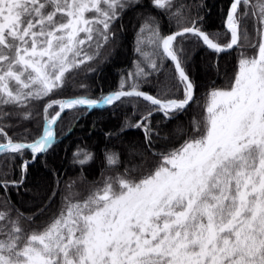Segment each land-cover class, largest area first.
I'll return each instance as SVG.
<instances>
[{"label": "snow or ice", "instance_id": "1", "mask_svg": "<svg viewBox=\"0 0 264 264\" xmlns=\"http://www.w3.org/2000/svg\"><path fill=\"white\" fill-rule=\"evenodd\" d=\"M201 7L193 15L185 0H0V190H19L67 114L131 105L135 121L126 118L106 136L128 128L143 136L128 149L140 163L121 171L120 154L106 151L111 174L84 195L71 191L74 181L66 185L42 224L0 198V264H264V0H230L223 34L202 29ZM138 9L134 70L114 91L77 94L90 89L76 76L107 59L123 16ZM158 15L175 31L162 34ZM185 41L217 57L237 51L234 70L225 69L222 87L213 81L203 105ZM214 69L219 76L218 63ZM150 84L155 94L144 90ZM193 103L203 114L193 115L191 132L174 145L158 124ZM37 116L42 130L33 138L27 127L9 134ZM157 139L163 144L154 150ZM73 158L83 166L94 156L78 149ZM17 160L20 178L9 179ZM59 183L46 194L49 203Z\"/></svg>", "mask_w": 264, "mask_h": 264}, {"label": "trees", "instance_id": "2", "mask_svg": "<svg viewBox=\"0 0 264 264\" xmlns=\"http://www.w3.org/2000/svg\"><path fill=\"white\" fill-rule=\"evenodd\" d=\"M179 2V0H178ZM187 4L192 6V14L195 15L197 9L195 4L199 3L202 7L199 9L200 16L203 20L200 21L202 29L208 33L223 34V20L230 0H185ZM145 5L148 0H143ZM141 10L128 11L122 18L124 25L123 31L118 33V39L110 55L107 59L98 64H93L95 71L85 69L76 76L77 81H82L90 92L85 93L81 90L77 94H90L93 98L103 93L114 91L118 88L122 76H126L128 72L134 70V61L137 55L134 52L135 33L141 18ZM157 15V13H152ZM158 20L162 34H169L175 31V26H169L168 18L163 15H158ZM183 47L188 54L187 70L189 71L193 81L196 84V99L203 105L204 94L213 87L215 81L216 87H222L224 83V71L228 73L234 70L237 63V51L222 53L217 55L206 47H194L190 42L185 41ZM251 50H249L250 52ZM220 68L218 76L214 65L217 64ZM170 75L169 70H165L159 77L164 80L165 76ZM153 84L155 79H153ZM145 91H150L155 94L154 87L144 85ZM203 114V108L197 107L193 103L185 114L178 116L176 119L159 123L158 130L162 135L167 136L172 141V144L178 145L187 138L186 133L191 132L189 121L196 115L199 118ZM128 119L134 122L136 117L133 114L131 105L121 109L113 110L112 108L94 109L86 114L73 119L71 114H67L63 118V122L55 127L57 142L39 158V162H34L29 166L28 173L24 179V184L17 190L10 187L5 193L0 190V198H9L12 205L18 208L27 216H31L35 224L39 225L46 221L50 214L58 210L61 202V195L66 193V185L71 182V191L86 194V189L93 181L100 180L101 174L109 175L112 169L105 166L104 154L106 151L120 154L122 164L120 170L124 166H132L141 162L140 157L130 156L128 149L131 145L139 146L142 143L143 136L140 130L128 128L125 132L117 136H106L108 132H114L118 127ZM161 120L160 115H156L153 123L157 124ZM177 126H180L184 132H177ZM27 127L31 136L36 135L38 129L42 130L41 117L37 116L31 121H24L23 124H18L9 132L15 131L17 135ZM163 141L157 139L155 149L159 150ZM78 149H84L91 152L94 158L87 164L81 166L74 163L73 155ZM28 158V157H26ZM151 159V157H148ZM3 157H0V164L3 163ZM46 163V166H45ZM20 161H16L17 167L10 171L9 179L20 178ZM59 180V192L54 201L49 203L45 199L46 194L50 190L56 188V181ZM48 205L46 211L41 213V208Z\"/></svg>", "mask_w": 264, "mask_h": 264}, {"label": "rangeland", "instance_id": "3", "mask_svg": "<svg viewBox=\"0 0 264 264\" xmlns=\"http://www.w3.org/2000/svg\"><path fill=\"white\" fill-rule=\"evenodd\" d=\"M107 53H105V55H106Z\"/></svg>", "mask_w": 264, "mask_h": 264}]
</instances>
